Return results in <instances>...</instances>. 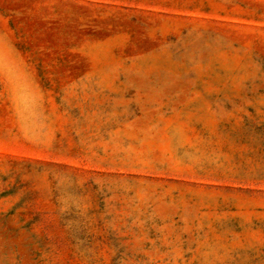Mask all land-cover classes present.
Instances as JSON below:
<instances>
[{
  "label": "rangeland",
  "instance_id": "1",
  "mask_svg": "<svg viewBox=\"0 0 264 264\" xmlns=\"http://www.w3.org/2000/svg\"><path fill=\"white\" fill-rule=\"evenodd\" d=\"M0 264H264V0H0Z\"/></svg>",
  "mask_w": 264,
  "mask_h": 264
}]
</instances>
